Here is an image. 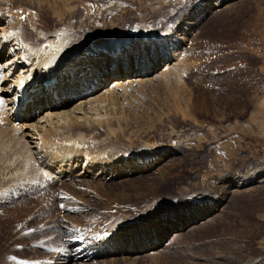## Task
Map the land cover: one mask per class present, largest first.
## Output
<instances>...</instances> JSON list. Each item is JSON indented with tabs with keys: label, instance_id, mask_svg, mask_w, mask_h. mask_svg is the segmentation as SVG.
I'll return each mask as SVG.
<instances>
[{
	"label": "rangeland",
	"instance_id": "1",
	"mask_svg": "<svg viewBox=\"0 0 264 264\" xmlns=\"http://www.w3.org/2000/svg\"><path fill=\"white\" fill-rule=\"evenodd\" d=\"M203 1L0 0V15L32 44L51 32L109 48L163 32L182 61L99 118L50 128L38 152L20 120L0 117V251L43 260L119 213L162 219L184 195L177 214L190 197L218 204L196 221L183 216L154 245L132 248L126 228L113 253L87 260L71 249L64 264H264V0ZM133 155L161 157L147 171L77 175L84 160L100 170Z\"/></svg>",
	"mask_w": 264,
	"mask_h": 264
},
{
	"label": "bare ground",
	"instance_id": "2",
	"mask_svg": "<svg viewBox=\"0 0 264 264\" xmlns=\"http://www.w3.org/2000/svg\"><path fill=\"white\" fill-rule=\"evenodd\" d=\"M201 1L203 0H198L199 6H203ZM222 1L217 0L216 5ZM7 17V14L0 15V62L5 59L4 64L0 63V104L3 106L0 117L11 120V123L21 121L17 126L34 152H38L44 133L50 128L74 121H93L108 108L122 104L120 100L130 98L131 93L133 94L131 89L139 88L135 86L175 74L182 62L175 53L171 35L163 32L142 33L128 41H118L109 48H96L93 44L82 43L75 45L64 37L65 34L51 32L45 34L40 43L32 44L28 37L23 36L20 28L17 31L12 27L14 25ZM69 34L70 32L67 35ZM158 157L161 155L154 158L133 155L117 159L118 169L114 168L116 165H110L116 162L113 161L108 167L99 168L100 170L97 167L103 165H98V161L84 160L82 170L77 175L86 174L87 170L90 173L98 171L99 175L106 173L111 177L147 171ZM83 169L86 170L83 172ZM64 173L59 176L62 177ZM185 199L181 195V199L175 204H168L169 212L162 219L152 221L151 216L145 213L144 217L140 214L137 218L125 221L124 217L127 215L119 213L120 218L123 216L122 220L112 221L99 228L100 230L81 229L67 243L58 245L55 249L58 253L55 251L43 260L29 255L30 251L25 256L19 252L13 256L10 251H0V264H64L74 258L67 253L71 249L76 252L77 258L87 260L111 254L119 249L123 229L126 228L131 234L128 245L132 248H135V244L140 247L154 245L178 224L183 225L184 220H198V216H203L218 204L190 197L187 199L192 200L189 206L194 211L189 212L192 209L187 207V211L184 209L177 214L175 205L181 203V207H185ZM152 210L150 214L153 213ZM138 222L142 224L135 226Z\"/></svg>",
	"mask_w": 264,
	"mask_h": 264
}]
</instances>
